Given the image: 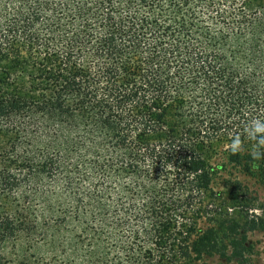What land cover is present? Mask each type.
<instances>
[{
  "label": "trees",
  "instance_id": "obj_1",
  "mask_svg": "<svg viewBox=\"0 0 264 264\" xmlns=\"http://www.w3.org/2000/svg\"><path fill=\"white\" fill-rule=\"evenodd\" d=\"M253 119L264 0H0V264H255Z\"/></svg>",
  "mask_w": 264,
  "mask_h": 264
},
{
  "label": "rangeland",
  "instance_id": "obj_2",
  "mask_svg": "<svg viewBox=\"0 0 264 264\" xmlns=\"http://www.w3.org/2000/svg\"><path fill=\"white\" fill-rule=\"evenodd\" d=\"M215 166L220 167L223 163V159L221 157L215 159ZM236 169H231L230 167H227V172H232L231 174L235 176L237 180L242 182V184L246 187L244 198H246L249 201H252L250 204L253 205L254 208H257L260 205H264V184H261V182H258L255 178L249 177V176H242L236 173ZM220 178H218L214 184V189L219 192L222 190L220 187L222 184L221 178H225L226 175L223 173L219 174ZM227 178V177H226ZM262 205V206H263ZM205 225H201V228H203ZM249 241L254 243L255 249L259 254V257H256L255 264H264V233L263 232H251L248 235ZM208 264H225L224 262L220 261L217 258L210 259L208 261Z\"/></svg>",
  "mask_w": 264,
  "mask_h": 264
},
{
  "label": "clouds",
  "instance_id": "obj_3",
  "mask_svg": "<svg viewBox=\"0 0 264 264\" xmlns=\"http://www.w3.org/2000/svg\"><path fill=\"white\" fill-rule=\"evenodd\" d=\"M245 131L247 132L249 138L257 141V144L264 145V120L253 119L249 121ZM240 144V137L237 135L232 138L228 147L233 153H235L239 150ZM255 155L259 156L260 154L256 153Z\"/></svg>",
  "mask_w": 264,
  "mask_h": 264
}]
</instances>
